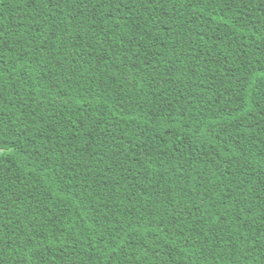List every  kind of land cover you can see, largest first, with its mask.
Instances as JSON below:
<instances>
[{
    "label": "trees",
    "instance_id": "trees-1",
    "mask_svg": "<svg viewBox=\"0 0 264 264\" xmlns=\"http://www.w3.org/2000/svg\"><path fill=\"white\" fill-rule=\"evenodd\" d=\"M0 264H264V0H0Z\"/></svg>",
    "mask_w": 264,
    "mask_h": 264
}]
</instances>
